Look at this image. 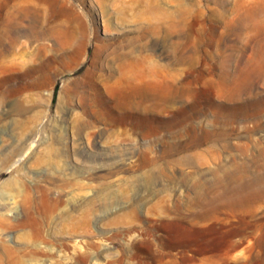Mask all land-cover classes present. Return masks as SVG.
Returning a JSON list of instances; mask_svg holds the SVG:
<instances>
[{"label":"rangeland","instance_id":"1","mask_svg":"<svg viewBox=\"0 0 264 264\" xmlns=\"http://www.w3.org/2000/svg\"><path fill=\"white\" fill-rule=\"evenodd\" d=\"M6 28L0 264H264V0H0Z\"/></svg>","mask_w":264,"mask_h":264},{"label":"bare ground","instance_id":"2","mask_svg":"<svg viewBox=\"0 0 264 264\" xmlns=\"http://www.w3.org/2000/svg\"><path fill=\"white\" fill-rule=\"evenodd\" d=\"M49 3V2H48ZM55 4V3H54ZM50 7V6H49ZM55 13V12H54ZM4 23V22H3ZM7 27V26H6ZM5 28V27H4ZM2 31V30H1ZM12 32L9 31V29H4L2 31V37L0 38V53H4L5 51H10L11 50V44H6V39H11L10 37L12 36ZM264 65V64H263ZM264 67V66H263ZM264 71V70H263ZM263 73V72H262ZM264 75V74H263Z\"/></svg>","mask_w":264,"mask_h":264}]
</instances>
